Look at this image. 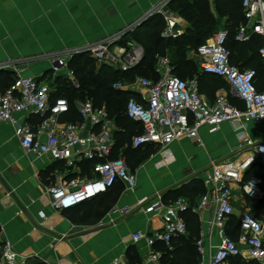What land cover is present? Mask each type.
Returning a JSON list of instances; mask_svg holds the SVG:
<instances>
[{
    "label": "built area",
    "instance_id": "built-area-1",
    "mask_svg": "<svg viewBox=\"0 0 264 264\" xmlns=\"http://www.w3.org/2000/svg\"><path fill=\"white\" fill-rule=\"evenodd\" d=\"M172 0H161L143 17L132 25L124 27L100 41L77 47L78 53H89L99 65H109L121 71H129L143 59L145 49L135 40L120 44L129 31L142 25L148 17L162 15L165 21L162 36L177 37L179 19L169 5ZM246 22L239 27L236 38L249 41L255 34L264 38V0H243ZM228 30L213 33L198 47L201 69L205 73L221 76L229 83L234 96L244 104L239 107L227 95H217L211 100L200 91L196 77L184 79L176 75L168 55L159 57L157 79L137 76L132 87L121 81L114 87L121 90L134 89L141 97L132 96L126 105L129 118L141 123L142 131L132 136L133 148L160 144L166 149L174 141L190 137L197 138L202 127L216 132L225 122L236 124L239 140L245 141L236 158L213 161L211 170L204 175L206 193L197 207L191 208L185 197L166 202L158 194L149 202L146 212L159 213L161 229L154 234L138 231L133 239H145L150 247L157 241L171 245L172 240L188 234L185 214L195 213L214 206L210 226L217 227L219 243L203 239L197 240L200 254L199 264H229L231 257H241L245 261L264 260V220L251 210L239 214V235L234 239L228 233V221L236 215L233 185L241 184L245 172L260 161L264 165V142L248 138L245 130L249 122L264 121V89L257 85V71L253 68L241 70L231 64L227 46ZM117 49H119L117 51ZM75 52L67 51L51 56V69L66 68L72 85L78 86L75 73L69 66ZM264 69V45L260 49ZM11 69L18 75L4 91H0V123L14 125L16 135L23 148L37 155H49L54 161L62 162L65 171L57 174L46 188L51 198V206L56 210L76 207L107 193L117 183L130 189L137 186V175L130 168L127 157L116 155L117 139L113 130L115 119L107 107L96 106L92 99H76L74 110L79 119L72 120L73 107L65 96L55 97V88L48 79L23 75L17 64L0 65V69ZM57 76V74H54ZM25 115L21 120L19 115ZM36 115V126L28 121V116ZM88 161L90 172L80 175L79 163ZM244 192L260 199L264 193L260 179L251 177L242 185ZM42 215L44 213L40 212ZM0 230V264H27V257L16 251L13 243ZM212 238V236L210 237ZM161 253L152 251L151 259L158 264Z\"/></svg>",
    "mask_w": 264,
    "mask_h": 264
},
{
    "label": "crops",
    "instance_id": "crops-1",
    "mask_svg": "<svg viewBox=\"0 0 264 264\" xmlns=\"http://www.w3.org/2000/svg\"><path fill=\"white\" fill-rule=\"evenodd\" d=\"M160 1L0 0V65L17 64L25 76L47 79L52 55L113 35L145 16ZM175 15L179 19V34L186 32L189 21L178 12ZM3 71L7 76L16 78L18 75L10 68ZM4 78L6 76H0ZM220 79L226 86L223 84L214 92L208 87L209 93L215 97L234 96L226 79ZM129 90L141 97L140 91ZM19 116L21 120L26 118L24 114ZM27 118L37 125L38 116ZM115 123L113 132L118 139V134L125 130L117 121ZM235 129L236 124L231 122L223 123L216 132L202 127L197 138L176 140L166 149L157 143L146 145L145 152L132 160L126 153L129 145H123L116 155L123 153L136 173L135 189L117 183L97 199L71 209L56 210L51 206L46 188L57 174L65 171L63 163L54 161L49 155L26 151L14 125L1 122L0 230L16 251L27 257V264H158L151 259L153 250L161 253L162 264H168L164 258L170 245L157 241L153 248L145 239H133L138 231L154 234L161 229V215L146 212V207L159 193L164 198L167 192L194 178L203 180L213 161L225 160L239 151L245 141L239 140ZM245 130L248 138L256 143L264 142V121L249 122ZM237 144L239 147L234 150ZM86 172L88 169L83 161L77 173L84 175ZM253 176L262 182L260 176ZM242 185H233L234 191L239 188L244 191ZM242 195L244 200L240 202L243 204L239 206V196L234 194L236 216L251 210L247 194ZM185 198L191 208L201 201L200 197L192 205L190 198ZM213 208L210 204L200 213L191 211L198 218L199 239L206 244L211 239L215 244L220 240L216 235L217 227L210 226Z\"/></svg>",
    "mask_w": 264,
    "mask_h": 264
},
{
    "label": "trees",
    "instance_id": "trees-1",
    "mask_svg": "<svg viewBox=\"0 0 264 264\" xmlns=\"http://www.w3.org/2000/svg\"><path fill=\"white\" fill-rule=\"evenodd\" d=\"M242 2L243 0H172L169 7L179 11L190 23L186 32L179 34L177 37H163L162 31L165 25L163 16L155 15L151 17L135 31L128 33L119 41L120 44L126 45L128 41L136 40L145 49L142 61L129 71H121L104 64L96 66V59L91 57L89 53L75 54L70 59L69 66L76 74L79 85H72L71 80L67 76L57 75L56 80L51 83L56 89L53 94L54 98L58 96L68 98L73 107V113L70 116L72 120L79 119L78 113L76 114L74 110V101L76 99L89 98L94 101L96 106L105 105L110 115L125 130L117 136L116 149H120L119 147L128 144L129 148L126 153L129 155V160L138 157L141 153L145 152V147L133 148L131 140L134 134L142 131V125L129 118L126 114L128 100L136 95L131 90L115 88L113 83L125 80L132 81L137 76L157 79L158 73L156 72L155 64L158 55L163 56L170 52L173 57L172 65H174V73L184 79L196 77L199 82L200 91L206 93L211 100H214L215 95L209 93L210 91L207 88L209 87L214 92V89L222 86L225 82L220 79L222 78L221 76L202 71L198 65V61L188 57V52L192 49L198 50V47L213 33L226 29L229 35L227 46L230 51L229 58L231 64L238 66L241 70L255 69L257 71L258 88L264 89V69L260 56V49L264 45V38L258 34H255L249 41L245 42H241L236 38L239 27L246 22ZM1 75L6 76V78L0 79V91H4L15 81V77L10 74L7 76V73L3 69H0ZM230 99L239 107H244V104L236 97L232 96ZM84 166L90 172V163L88 161L84 162ZM253 175L261 177V188L264 193V165L260 161H256L245 172L242 184L249 181ZM205 191L206 188L204 187L203 180L197 177L167 192L164 200L169 202L180 197H189L193 205L197 203L198 198L205 194ZM246 198L247 202L250 203H248L250 207L254 209V212H264V195L260 199H255L249 195ZM186 220L188 223V234L172 240L164 258L168 264L200 263V254L197 248V240L200 237L198 218L190 210L186 213ZM227 229L231 237L234 239L238 238L240 231L238 216L233 215L230 217ZM229 264H259V261H245L241 257H231Z\"/></svg>",
    "mask_w": 264,
    "mask_h": 264
},
{
    "label": "rangeland",
    "instance_id": "rangeland-1",
    "mask_svg": "<svg viewBox=\"0 0 264 264\" xmlns=\"http://www.w3.org/2000/svg\"><path fill=\"white\" fill-rule=\"evenodd\" d=\"M171 9V8H170ZM173 12H175V14L178 12V13H180L179 11H177V10H175V9H171ZM149 20V19H148ZM148 20H146V21H148ZM138 21V20H137ZM145 21V22H146ZM134 22H136V21H134ZM134 22H131V23H129L127 26H129V25H132ZM126 26V27H127ZM138 28V26L136 25L135 26V28H133L134 30L133 31H135L136 29ZM127 31H129L128 33H132L133 31H130V28L127 30ZM136 41V40H135ZM137 42V41H136ZM67 51H72V52H75V54H77V47H74V48H71V49H67L66 51H64V52H67ZM90 55V54H89ZM167 55L171 58V63H172V61H173V57H172V55H171V53L170 52H168L167 53ZM91 56V55H90ZM92 57V56H91ZM159 55L157 56V59H156V68L158 67V61H159ZM188 57L189 58H193V59H196L197 61H198V65H199V67H200V69H201V61H200V56H199V54H198V50H190L189 52H188ZM95 65L96 66H99V64H98V62L97 61H95ZM174 66V65H173ZM52 67V63H51V61H50V68ZM157 72V71H156ZM54 74H57V75H64V76H68V70L66 69V68H62V69H59V70H56V72L55 71H53L52 69H51V71H50V75L47 77V79H48V81L50 82V83H52V82H54L55 80H56V76H54ZM75 76V79L77 80V77H76V74L74 75ZM124 85H126V86H128L129 88L130 87H132L134 84H135V79L134 80H125V81H121ZM117 82H114L113 83V85H115ZM230 92V91H229ZM237 147H239V145L237 144V146L236 145H234L233 146V149L235 150ZM239 151H235V153H233L230 157H228V158H225V160L226 159H229V158H236L237 157V155L239 154V152L241 151V147L238 149ZM135 163V166L137 167V168H139V164L137 163V162H134ZM239 185H240V183H239ZM243 191V190H242ZM242 191H241V189L239 188V189H235V191H234V194L236 195V196H239V206L240 205H242L243 203L242 202H240V201H243L244 200V197H243V193H244V191H243V193H242ZM247 203H249V202H247ZM250 204V203H249ZM248 204V206H250ZM245 208H249V207H245ZM252 211H254V209H252V208H250ZM255 213L257 214H260L259 215V218H261V219H263L264 220V212H262V213H259V212H256L255 211ZM258 214H257V216H258ZM259 264H264V260L263 261H259Z\"/></svg>",
    "mask_w": 264,
    "mask_h": 264
},
{
    "label": "water",
    "instance_id": "water-1",
    "mask_svg": "<svg viewBox=\"0 0 264 264\" xmlns=\"http://www.w3.org/2000/svg\"><path fill=\"white\" fill-rule=\"evenodd\" d=\"M151 17H148V19H150Z\"/></svg>",
    "mask_w": 264,
    "mask_h": 264
}]
</instances>
